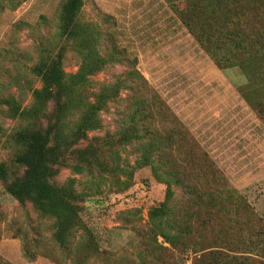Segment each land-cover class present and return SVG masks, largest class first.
Masks as SVG:
<instances>
[{
  "label": "trees",
  "instance_id": "16d2710c",
  "mask_svg": "<svg viewBox=\"0 0 264 264\" xmlns=\"http://www.w3.org/2000/svg\"><path fill=\"white\" fill-rule=\"evenodd\" d=\"M28 1L0 0V12ZM85 4L63 0L50 36L37 38L30 70L41 87L32 90L29 106L0 86V116L18 124L3 144L11 155L0 163V184L51 222L48 257L55 264H64L63 258L70 264H264V219L151 94L138 60L110 30L114 19L104 16L110 28L103 29L83 17ZM173 10L218 69L241 70L247 79L241 97L264 125V0H180ZM70 53L79 60L75 73L65 69ZM112 66L126 67L123 77L110 84L94 80ZM124 91L117 130L91 136L104 130L102 114ZM133 144L140 157L125 167L122 154ZM143 168L166 187L165 200L149 209L145 223L140 211L122 218L135 234L136 250L103 251L83 219L88 192L104 185L128 191ZM64 171L74 177L60 181ZM174 188L181 190L180 199ZM23 253L31 263L48 258L28 244ZM0 264L12 263L0 256Z\"/></svg>",
  "mask_w": 264,
  "mask_h": 264
},
{
  "label": "rangeland",
  "instance_id": "374dc122",
  "mask_svg": "<svg viewBox=\"0 0 264 264\" xmlns=\"http://www.w3.org/2000/svg\"><path fill=\"white\" fill-rule=\"evenodd\" d=\"M62 1L29 0L16 11L0 12V86L25 107L32 102V90L41 87L30 70L37 61L36 40L50 36ZM178 1L86 0L83 17L103 29L110 28L103 23L104 16L114 19L110 30L129 57L138 60L137 68L151 86V94L168 107L264 219V125L239 92L247 79L239 68L220 70L214 65L174 12ZM78 67L79 60L68 54L66 71L75 73ZM125 72L124 66H112L94 80L110 84ZM127 95L124 91L122 99L109 106L102 114L104 130L91 136L117 130ZM17 125L0 116V163L11 155L3 144ZM122 156L125 167L134 166L140 157L139 146H128ZM68 177L74 176L64 171L59 180ZM76 178L83 183L82 176ZM80 184L78 190L83 192ZM119 188L104 185L98 192L90 189L83 211L101 249L113 254L137 249L135 234L123 219L140 211L145 223L149 209L162 203L166 192L153 178L151 168L135 172L130 190ZM174 190L180 199L181 190ZM50 224L40 220L31 205L21 206L0 184V256L12 264H55L46 253L53 245ZM26 244L48 258L40 255L36 262L27 261L23 253ZM63 261L70 264L66 258Z\"/></svg>",
  "mask_w": 264,
  "mask_h": 264
}]
</instances>
